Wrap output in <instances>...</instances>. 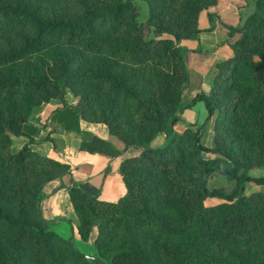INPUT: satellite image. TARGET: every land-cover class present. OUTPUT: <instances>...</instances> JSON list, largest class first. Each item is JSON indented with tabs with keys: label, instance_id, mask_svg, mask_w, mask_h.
<instances>
[{
	"label": "trees",
	"instance_id": "1",
	"mask_svg": "<svg viewBox=\"0 0 264 264\" xmlns=\"http://www.w3.org/2000/svg\"><path fill=\"white\" fill-rule=\"evenodd\" d=\"M219 1L0 0V264H90L38 214L44 185L71 173L33 149L48 142L57 152V131L110 159L144 148L122 163L118 202L68 189L85 253L110 264H264V194H245L247 183L264 185L250 176L264 168V0L243 25L228 26L239 35L232 55L193 100L204 102L206 121L175 130L190 83L182 42L199 39L201 16L213 20ZM49 104L56 108L43 125L37 114ZM83 123L103 126L123 147ZM162 136L163 147H148ZM14 138L27 143L15 149ZM218 175L235 183L231 192L209 188Z\"/></svg>",
	"mask_w": 264,
	"mask_h": 264
},
{
	"label": "crops",
	"instance_id": "2",
	"mask_svg": "<svg viewBox=\"0 0 264 264\" xmlns=\"http://www.w3.org/2000/svg\"><path fill=\"white\" fill-rule=\"evenodd\" d=\"M221 4L220 0L219 6L210 10V13L215 15L213 20L209 18L207 13L201 16V33L198 40L182 42V45L190 51L187 61L190 83L184 90L182 99V107L184 109L182 112L177 113L179 123L175 126V130L180 133L189 126L201 125L206 121L208 112L204 102L193 103V100L200 94H208L210 92L213 79L217 73L215 64L218 60L228 59L232 54L229 46L231 36L228 30V26L232 25L224 22L229 19V17L224 15V10L218 12V10L223 9ZM237 21L239 22V19ZM211 25L214 26L213 30H210ZM214 123L213 118L209 122V131L203 137V144L206 147H213ZM82 128L95 132L104 139L110 138L107 129L101 125L83 123ZM164 143L165 136H162L156 139L151 146L161 147ZM51 151L53 152V149ZM139 153H141L140 150H131L124 159ZM82 154H85L84 158H82ZM59 156H61V158H58L59 161H66L76 165V170L73 172L76 180L92 193L101 192L102 200L116 203L125 195L126 187L120 175L123 158L110 159L100 155H90L81 150H73L67 156L63 154H59ZM205 157L216 158L213 154H205ZM250 176L253 178L264 177V168L253 170ZM249 192H251L250 194L253 192L264 194V185H257L252 182L247 183L245 194L250 195L248 194ZM69 208L72 210L71 214L67 213ZM42 214L46 219L65 216L72 220L74 211L69 200L68 190L62 188L53 197L45 200L42 204Z\"/></svg>",
	"mask_w": 264,
	"mask_h": 264
},
{
	"label": "rangeland",
	"instance_id": "3",
	"mask_svg": "<svg viewBox=\"0 0 264 264\" xmlns=\"http://www.w3.org/2000/svg\"><path fill=\"white\" fill-rule=\"evenodd\" d=\"M221 3H222L221 6L223 7V9L218 10V12L224 10V13H225L224 15L226 17H229V19H226L224 22L228 23L229 25L235 26V27H239V26L243 25L244 22L246 21V19L255 11L254 0H221ZM136 4L140 8V11L142 14L141 17L146 19L148 17V8H147L146 4L143 3L142 1H138ZM218 6H219V4H218ZM226 8H228V10H226ZM238 19H239V22L237 21ZM229 34H230V32H229ZM230 36H231V40H230L231 42H229V45H230V43L235 42L237 40V38L239 37V35H237V34L236 35H230ZM220 61L221 60H218L217 63H219ZM67 100L71 104H76V102L78 101L76 96H74L72 93H69L67 95ZM55 108H56L55 105H50V104L44 106L42 111L37 114V118L41 121V124H43V125L47 124L49 115L51 114V112ZM208 126H209V123L207 125V129L205 131V134L207 133V131H209ZM51 129L52 128L50 126H47L45 129V133L51 135V133H49ZM100 132H102V131H100ZM51 136L55 140V144H56V147L58 149L57 152H55L54 150H53V152L51 151L53 149V146H52V144H50L48 142H44V143H41L39 145H35V146H33V149H35V151L39 152L43 156H49V157H54V158H61V156H59V154H61V155L63 154L64 156H67L68 153L70 151H73V150L80 151V142L74 138L73 134L65 133L63 131H57L56 133H53ZM109 139L112 140L114 143H117L119 145V147H121V148L123 147L122 143L119 142L114 137H110ZM212 142H213V138H212ZM26 143H27V140H25V139L14 138V148L15 149H21ZM84 157H85V154H82V158H84ZM48 183H46L44 185L41 192L44 190L45 193L50 194L53 186L47 185ZM234 186H235V183L231 182L230 180H228L223 175H218L217 177H215L214 179H211L209 181V188H211V189L223 188L227 192H231L233 190ZM250 193L251 192H249L248 194H250ZM253 193H255V192H253ZM215 203L217 204L218 201L210 199L207 202L208 205H210V204L214 205ZM67 213L71 214L72 210H70V208H69L67 210ZM72 219L75 223L77 222L74 220L75 217H72ZM67 224L68 223H66V222H61V223L55 222L54 224H52L51 227L57 234L61 235V237L63 239H65V238H69V235L71 233V227ZM94 233H93L94 234L93 237L96 236L97 232L94 231Z\"/></svg>",
	"mask_w": 264,
	"mask_h": 264
},
{
	"label": "water",
	"instance_id": "4",
	"mask_svg": "<svg viewBox=\"0 0 264 264\" xmlns=\"http://www.w3.org/2000/svg\"><path fill=\"white\" fill-rule=\"evenodd\" d=\"M164 145H162L161 147H163ZM149 148L151 149H158V148H161V147H152L151 145L148 146ZM140 150L141 152L144 151V148L143 147H140V146H135V147H131V148H128L125 150V152L123 154H121L120 156L116 157L115 159H118V158H125L126 155L131 151V150ZM127 159V158H126ZM124 159L123 162L126 160ZM122 162V163H123ZM63 163H66L68 165H70L71 167V173L69 176H60L52 181H50L47 185H52L53 188L51 189V192L50 194H47L44 192V190L41 192V201L39 203V206H38V214H39V217L40 219L42 220L43 223H46L49 227L50 230L54 231L52 229V224H54L55 222L56 223H61V222H66L68 223L67 225H69L71 227V233L69 235V238H65V240H67L69 243H71L74 248L76 249V251L82 255L83 257H85L89 262L90 264H110L108 261L104 260V259H100V258H97L91 254H87L83 251V249H81V246L80 244L78 243V241L80 240V237L78 235V230H77V227L76 225L70 220L68 219L67 217L65 216H57V217H54L52 219H46L43 214H42V204L45 200L53 197L58 190L64 188V189H69V188H73L75 186H81L84 190H86L87 192L91 193L92 195L94 196H98V200L99 201H102V202H107V203H114V202H109V201H104L101 199V192H96V193H92L91 191L85 189L82 184L76 180L75 176L73 175V172L74 170H76V165L75 164H70L66 161H63ZM94 231L97 232L96 236H94ZM55 232V231H54ZM94 233V234H93ZM98 235H99V231H98V227H94L93 228V231L90 235V238L88 240V242L86 243L88 246H91L93 247L95 244H96V241H97V238H98ZM61 236V235H60Z\"/></svg>",
	"mask_w": 264,
	"mask_h": 264
}]
</instances>
